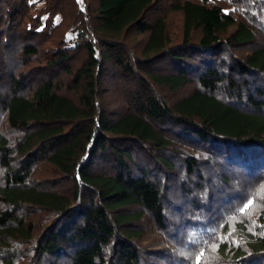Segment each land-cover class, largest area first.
<instances>
[{
    "label": "trees",
    "instance_id": "1",
    "mask_svg": "<svg viewBox=\"0 0 264 264\" xmlns=\"http://www.w3.org/2000/svg\"><path fill=\"white\" fill-rule=\"evenodd\" d=\"M0 264H264V0H0Z\"/></svg>",
    "mask_w": 264,
    "mask_h": 264
},
{
    "label": "rangeland",
    "instance_id": "2",
    "mask_svg": "<svg viewBox=\"0 0 264 264\" xmlns=\"http://www.w3.org/2000/svg\"><path fill=\"white\" fill-rule=\"evenodd\" d=\"M174 20H172L171 24L173 26V28L175 30H177L179 28V18L177 16H175L173 18ZM147 220L146 219H143L139 224L140 225H143V227L145 228L146 230V238L143 239V244L147 245V246H158V243L162 240L161 236L156 232V231H153L151 229V227L146 224ZM158 242V243H157ZM156 243V244H155ZM155 244V245H153Z\"/></svg>",
    "mask_w": 264,
    "mask_h": 264
},
{
    "label": "snow or ice",
    "instance_id": "3",
    "mask_svg": "<svg viewBox=\"0 0 264 264\" xmlns=\"http://www.w3.org/2000/svg\"><path fill=\"white\" fill-rule=\"evenodd\" d=\"M251 203H252V202L249 201L248 204H246V205L244 206V208L241 209V211H244L246 208H248V207L250 206ZM213 247H215V245H214ZM201 255H203V253H201Z\"/></svg>",
    "mask_w": 264,
    "mask_h": 264
}]
</instances>
